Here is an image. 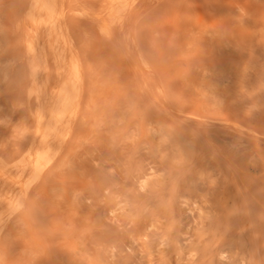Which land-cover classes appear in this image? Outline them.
<instances>
[{"label":"rangeland","instance_id":"obj_1","mask_svg":"<svg viewBox=\"0 0 264 264\" xmlns=\"http://www.w3.org/2000/svg\"><path fill=\"white\" fill-rule=\"evenodd\" d=\"M57 1L42 64L40 0H0V264H264V0Z\"/></svg>","mask_w":264,"mask_h":264},{"label":"bare ground","instance_id":"obj_2","mask_svg":"<svg viewBox=\"0 0 264 264\" xmlns=\"http://www.w3.org/2000/svg\"><path fill=\"white\" fill-rule=\"evenodd\" d=\"M65 1V0H64ZM125 1L126 0H109V3H110V7H109V10H111L110 12H111V14L109 15V16H115V15H118L117 16V18H119L120 20L121 19H123V16H124V14H125V12H126V9L124 8V6H123V4L125 3ZM142 1H144V0H142ZM57 0H40V2H39V5H40V8H41V13L44 15V16H47L48 17V20H49V23H50V25H51V29H50V37H51V42L50 43H53L49 48H46L45 46H43V44L42 45H40V44H35L34 46H33V44H31V45H29L30 46V51H32L33 53H32V57L34 58V59H36V60H38L39 62L41 61V60H43L44 59V57H45V54H47V53H45V51H46V49H47V51H49L50 53L52 52V51H58V52H60L62 55H65V54H67L66 52L67 51H73L74 49H70V47H69V50L68 49H65V46H64V44L63 43H65V40H66V38L64 39L63 38V32H62V29L63 28H61V23H59V21H58V19H57V15H56V6H57ZM61 2H62V0H61ZM104 2H106L105 0H104ZM103 2V3H104ZM135 4V3H134ZM62 5V4H61ZM64 5V4H63ZM132 5V4H131ZM130 5V6H131ZM59 6V5H58ZM117 6V7H116ZM33 7V6H32ZM34 7H36V6H34ZM132 7V6H131ZM39 8V7H38ZM40 8L38 9V10H40ZM127 10H130L129 9V7H128V9ZM77 12V11H76ZM94 12H96L95 10H94ZM101 13V12H100ZM99 12H98V14H100ZM91 14V13H90ZM92 14H97V13H92ZM102 14V13H101ZM101 14H100V16H101ZM89 15V14H88ZM127 15V14H126ZM100 16L99 17H96V18H100ZM103 17H104V15H102ZM101 16V17H102ZM103 17H102V20H103ZM40 20V19H39ZM100 20V19H99ZM116 20V19H115ZM120 20H118L119 22H120ZM128 20V19H127ZM41 21V20H40ZM62 21H64V20H62ZM61 21V22H62ZM118 21H114L115 23H117ZM125 21V20H124ZM104 22V21H103ZM118 22V23H119ZM113 22H111V24H112ZM118 23L116 24V25H118ZM110 24V25H111ZM107 25V24H106ZM113 25H114V23H113ZM105 26V25H104ZM124 26V25H123ZM66 27V26H65ZM99 27V26H98ZM102 26H100L99 28H101ZM118 27V26H117ZM108 29H107V31L108 30H110L111 28H109V27H107ZM126 28H128L127 26H126ZM130 28V27H129ZM46 29V28H45ZM65 29V28H64ZM104 29H106V28H104ZM124 29V28H123ZM123 29H120V30H123ZM116 30V29H115ZM100 31V30H99ZM111 32H112V30H110ZM48 32V31H47ZM113 32H114V30H113ZM121 32H123V31H121ZM125 35L126 36V34L125 33H121V36L123 37V35ZM46 35V34H45ZM105 35V34H104ZM103 35V36H104ZM112 35H114V33H112ZM48 36V35H47ZM115 36V35H114ZM49 37V36H48ZM49 37V38H50ZM107 37V36H106ZM120 37V36H119ZM117 37V39H118V41L117 42H119L120 40H122V37ZM69 38V37H68ZM68 38H67V41H68ZM46 39H47V37H46ZM127 39V38H126ZM32 40V39H31ZM48 40V41H49ZM134 40V39H133ZM70 41V40H69ZM72 41V40H71ZM132 41V40H131ZM33 42V41H32ZM125 43H126V41H124ZM123 43V42H122ZM48 45H49V43H48ZM33 46V47H32ZM131 46V45H130ZM74 47V46H73ZM126 48V47H125ZM123 49H124V47H123ZM67 50V51H66ZM124 50H126V49H124ZM131 50V49H130ZM58 52H57V55H58ZM70 53V52H69ZM68 53V54H69ZM59 56V55H58ZM72 57V56H71ZM59 58V57H58ZM61 58V57H60ZM76 58V57H75ZM74 58V59H75ZM72 59V58H71ZM73 60V59H72ZM43 61H41V63H42ZM64 62V61H63ZM43 64V63H42ZM65 65H67L68 66V68H67V71L69 72V74H70V84H67V83H64V85L62 86V88H60V86H59V96H58V99H57V102H56V105L54 104V102H53V104L55 105V108H53L52 110H54L55 109V111H56V113H57V115L62 119V120H67V119H69V120H72L74 117H75V114H76V111H77V107H78V100H79V93H80V90H81V83H82V74H81V71H80V67H78V65L75 63V62H71V63H65ZM38 68V67H37ZM44 68V67H43ZM42 68V69H43ZM58 68H59V66H58ZM42 69L41 70H39V71H41L42 72ZM45 70V69H44ZM59 70V69H58ZM61 71V70H60ZM59 71V72H60ZM41 72H36L35 73V75H39L40 74V78H41ZM58 72V73H59ZM64 72V71H63ZM57 73V74H58ZM65 73V72H64ZM45 78L47 79V77L45 76ZM59 78V77H58ZM40 80H42V79H40ZM45 79L43 78V81H44ZM55 81H57V80H55ZM60 81V80H59ZM42 82V81H41ZM47 80L45 81V83L47 84ZM62 82V81H61ZM44 83V82H43ZM44 83V84H45ZM54 83V82H53ZM52 83V84H53ZM62 84H63V82H62ZM53 85H56V83H54ZM53 85H52V88L54 89V87H53ZM58 85H60V84H58ZM45 87H48V86H45ZM44 87V88H45ZM51 87V86H50ZM58 88V87H57ZM42 89V88H41ZM47 89V88H46ZM52 89V90H53ZM50 91H51V89H50ZM54 91V90H53ZM57 90H55V92H56ZM54 92V93H55ZM52 94H53V92H52ZM57 94V92L54 94V95H56ZM46 95V94H45ZM47 96V95H46ZM46 96H44L42 99H40V101H39V110L40 111H43L47 106H46V104H47V102H50L51 100H50V98L49 97H47V99L49 98V100H47L46 99ZM37 99H38V97H37ZM39 100V99H38ZM47 101V102H46ZM53 101V100H52ZM48 104H51V102L50 103H48ZM53 106V105H52ZM78 113V112H77ZM41 114V113H40ZM48 115H49V113H48ZM51 115V114H50ZM41 121L42 122H44L45 120H43V119H41ZM41 122V123H42ZM54 122V120L53 119H51V121L49 122V124H48V127H47V129H50V128H52V123ZM62 123V122H61ZM68 126V125H67ZM70 126V125H69ZM56 127V126H55ZM54 127V128H55ZM68 128V127H67ZM66 128V129H67ZM65 129V128H64ZM69 129H70V127H69ZM68 130V129H67ZM69 131H71V130H69ZM67 133H68V131H66L65 130V134L67 135ZM53 134V133H52ZM51 134V135H52ZM64 134V135H65ZM70 134V133H69ZM68 134V135H69ZM53 136V135H52ZM52 136H50V137H52ZM49 137V136H48ZM55 137V136H54ZM53 138V137H52ZM55 139V138H54ZM51 141H53V140H51ZM54 142V141H53ZM59 143V142H58ZM60 143H62V142H60ZM54 144V143H53ZM55 145V144H54ZM59 145V144H58ZM58 145H57V147H58ZM63 146V145H62ZM60 148V147H59ZM58 149V148H57ZM37 150V149H36ZM60 151V150H59ZM32 154V153H31ZM55 156V155H54ZM32 157V156H31ZM29 164V163H28ZM47 166V165H46ZM46 168V167H45ZM43 169V168H42ZM3 171V170H2ZM41 170H39V172H40ZM6 172V171H5ZM41 174V173H40ZM42 177V176H41ZM31 177H29V179H30ZM39 178V177H38ZM40 179V178H39ZM31 180V182L30 183H28L29 184V186L30 185H32V183L34 184V181L36 180V179H30ZM37 181V180H36ZM25 182H26V180H25ZM28 186V185H27ZM28 186V187H29ZM20 188V187H19ZM21 190V189H20ZM23 190V189H22ZM28 191V190H27ZM23 192V191H22ZM27 193V192H26ZM6 194V193H5ZM8 194V193H7ZM25 194V193H24ZM17 196L19 197V195H18V192H17ZM16 197V196H15ZM17 197V198H18ZM12 198V197H11ZM10 198V199H11ZM16 198V199H17ZM4 199V198H3ZM6 199V198H5ZM10 199H6V200H8V201H6V202H8V203H11V202H15V201H11ZM15 198H14V200H16ZM25 199V198H24ZM17 201H19V202H21V199L20 200H18L17 199ZM18 202V204H21V203H19ZM22 202H23V200H22ZM12 203V204H13ZM24 203V202H23ZM25 204V203H24ZM23 204V205H24ZM13 205H15V204H13ZM17 205V204H16ZM26 205V204H25ZM24 205V206H25ZM7 206V205H6ZM10 206V205H9ZM8 206V207H9ZM12 206V205H11ZM21 206V205H20ZM24 206H22V207H24ZM1 208V207H0ZM14 208H16L15 206H14ZM14 208H12L13 210H14ZM5 210H7V209H5ZM8 211V210H7ZM16 211V210H15ZM5 214V212H2V214ZM14 213V212H13ZM1 214V213H0ZM3 214V217L5 216ZM10 216V215H9ZM2 217V216H1ZM0 217V218H1ZM6 217V216H5ZM10 217H12V215L10 216ZM7 218V217H6ZM1 221L3 222V219H1ZM1 230V229H0Z\"/></svg>","mask_w":264,"mask_h":264}]
</instances>
